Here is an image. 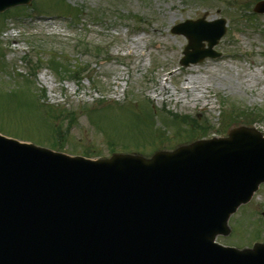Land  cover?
<instances>
[{"label":"rangeland","instance_id":"obj_1","mask_svg":"<svg viewBox=\"0 0 264 264\" xmlns=\"http://www.w3.org/2000/svg\"><path fill=\"white\" fill-rule=\"evenodd\" d=\"M63 1L33 0L28 10L0 18V92H18L16 100L0 99L3 135L49 147L57 124L55 119L49 122L50 133L44 134L49 119L45 113L51 107L65 109L75 115L76 122L64 152L74 150L82 155L85 148H95L99 156H109L112 142L149 145L148 150L155 151L191 141L186 140L188 127L183 130L166 124L163 116L169 112L197 118L205 123L210 137L226 134L231 121L225 112L254 108L264 112V15L252 14L254 2L250 10L256 17L241 11L251 0ZM34 3L38 10L31 9ZM203 17L226 20L227 32L215 47L222 57L182 67L188 40L172 29ZM249 18L253 20L247 21ZM55 63L61 69L55 70ZM188 81L196 88L194 93L203 96L186 103L178 97ZM185 94L188 100L193 96L190 90ZM34 98L43 108L34 107ZM20 99L26 105H18ZM99 99L118 103L96 114L93 127L84 106ZM147 104L158 113L149 128L146 120L139 122L136 117L147 116L148 108L142 106ZM255 125L263 131L264 118ZM158 128L164 131L160 136ZM149 134L158 138H144ZM263 212L264 186L232 217V234L219 237L218 242L247 247L264 240Z\"/></svg>","mask_w":264,"mask_h":264},{"label":"water","instance_id":"obj_2","mask_svg":"<svg viewBox=\"0 0 264 264\" xmlns=\"http://www.w3.org/2000/svg\"><path fill=\"white\" fill-rule=\"evenodd\" d=\"M30 2L0 0V12ZM254 10L264 13V1ZM173 31L189 39L181 61L188 66L219 56L213 47L226 22ZM262 182L264 136L248 126L151 157L99 160L0 134V264H264V243L215 242Z\"/></svg>","mask_w":264,"mask_h":264},{"label":"trees","instance_id":"obj_3","mask_svg":"<svg viewBox=\"0 0 264 264\" xmlns=\"http://www.w3.org/2000/svg\"><path fill=\"white\" fill-rule=\"evenodd\" d=\"M69 11H71V10H69ZM92 15H94L93 17L96 18V13L95 14H92ZM55 64L54 65H55L56 70L57 69H61V66L59 64H57V63H55ZM67 72H68V70H67ZM67 72H64V73H67ZM58 73H60V72H58ZM4 96H7V100L8 101H10V100H16V98L18 97V92L13 91L12 93H8L7 95H5L4 93L0 92V99L3 102H4ZM23 103L26 105V101H23L21 99L18 100V102H17L18 105H22ZM34 107H35V104H34ZM98 107L100 109H102V110L103 109H106V108H109V107H107V106L105 107L103 105H99ZM84 109H85V111H88L89 108L86 106ZM51 111H52V113L53 112L54 113H57V112L59 113V115H57V118L58 119L59 118L61 119L63 116H65V118H67L68 113H69V115H71V113L69 111H64V110L63 111H60V110H57V111L56 110H51ZM90 111L92 113V117H94V118H97V117H95V114L98 113V112H100V110L98 108H94V107L93 108H90L89 109V112ZM263 116H264V112L263 111H260V110H257V109H255L254 111H252V110L251 111L242 110L240 113L235 114V117L236 118H243L246 121H254L257 118H261ZM74 119H75V115H72V119L70 118V122H73ZM147 122L151 124V121L147 120ZM173 124H177L178 126H181V124L179 122L176 123V121H174ZM186 124L188 125L189 123H186ZM193 124H197L196 123V120L194 121ZM50 130H51V128H50ZM53 133H54V136H53ZM53 133H52L51 145L54 146V147H56L57 144L60 143V142H58V139H60V133H62V124H58L57 126H55L54 129H53ZM90 154H92V152Z\"/></svg>","mask_w":264,"mask_h":264},{"label":"bare ground","instance_id":"obj_4","mask_svg":"<svg viewBox=\"0 0 264 264\" xmlns=\"http://www.w3.org/2000/svg\"><path fill=\"white\" fill-rule=\"evenodd\" d=\"M154 31L155 32H159L158 29H155ZM163 88L166 89L167 86L164 85ZM182 88L184 89V92L178 98L179 99H182L186 103L189 102V101H197L199 99V97H202L203 96V94H201L199 92L194 93L195 90H196V88L193 87V86H191L189 81L186 82V83H183ZM186 90H190L191 93H193V96H191L192 98H190L189 100H188V98H187V96L185 94Z\"/></svg>","mask_w":264,"mask_h":264}]
</instances>
